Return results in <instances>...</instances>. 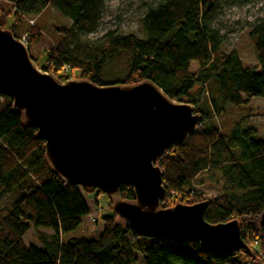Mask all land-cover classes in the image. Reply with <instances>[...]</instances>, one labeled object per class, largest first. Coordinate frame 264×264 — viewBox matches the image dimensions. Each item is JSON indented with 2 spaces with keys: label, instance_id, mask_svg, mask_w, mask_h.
Returning <instances> with one entry per match:
<instances>
[{
  "label": "trees",
  "instance_id": "obj_1",
  "mask_svg": "<svg viewBox=\"0 0 264 264\" xmlns=\"http://www.w3.org/2000/svg\"><path fill=\"white\" fill-rule=\"evenodd\" d=\"M110 1L0 0V28L11 16L7 31L18 40L26 35L29 52L40 37L36 22L47 9L70 19L69 29L55 28L62 39L55 41L40 68L61 82L73 73L97 86L151 82L169 99L192 105L203 118L208 113L198 107L196 87L205 88L210 109L217 113L225 106L264 99V17L253 24L242 51L225 53L213 24L227 0H155L141 19L142 37L107 31L81 46L80 39L100 27ZM64 67L68 72H62ZM110 78L118 81L105 82ZM35 133L12 110L11 100L0 96V202L11 199L9 207L0 208V264H133L136 253L143 264H264V227L259 225L264 140L254 138V129L224 139L217 127L203 123L184 146H172L159 159L167 190L161 208L207 202L205 221L237 220L252 257L209 254L193 242L174 245L140 237L112 213L102 217L96 238L68 237L89 214V192L51 170ZM119 198L133 202V188L121 186ZM32 229L51 233L36 231L38 245L26 246L23 238Z\"/></svg>",
  "mask_w": 264,
  "mask_h": 264
},
{
  "label": "water",
  "instance_id": "obj_2",
  "mask_svg": "<svg viewBox=\"0 0 264 264\" xmlns=\"http://www.w3.org/2000/svg\"><path fill=\"white\" fill-rule=\"evenodd\" d=\"M0 96L36 130L51 170L71 186L106 195L112 214L138 236L197 243L209 254L253 256L237 220L205 221L207 202L161 208L167 190L159 159L198 132L203 117L192 105L169 99L151 82H61L38 69L27 47L1 28ZM121 186L133 188V202L119 198Z\"/></svg>",
  "mask_w": 264,
  "mask_h": 264
},
{
  "label": "rangeland",
  "instance_id": "obj_3",
  "mask_svg": "<svg viewBox=\"0 0 264 264\" xmlns=\"http://www.w3.org/2000/svg\"><path fill=\"white\" fill-rule=\"evenodd\" d=\"M154 2L155 0H114L107 2L100 27L96 32L82 37L80 45L84 47L94 43L107 31H117L121 34H133L142 37L141 19L146 10L154 5ZM263 17L264 0H247L245 2L227 0L213 24L214 28L218 29L223 41L221 50L225 53L242 51L253 24ZM28 21L30 24L32 20ZM12 22L11 16L6 17L3 29L8 30ZM36 23L40 27V37L31 44L29 53L34 59L36 67L40 69L45 56L49 54L55 41L62 39V35L54 31L55 28L69 29L72 22L56 9L49 8ZM24 30L25 26L21 27L18 35H21ZM68 77L69 80H80L78 73H73ZM116 81L118 79L110 78L105 82ZM208 90L210 91V87L207 88ZM193 96L198 102V107L208 113L204 116L202 124L206 123L209 126L217 127L224 135V139L230 137L234 132L254 129L256 132L254 138L264 140V99L253 98L245 105L225 106L217 113L210 109L209 95L205 88L202 90L200 87H196ZM185 102L187 101L185 100ZM85 202L89 208V214L81 219L79 228L70 233L68 237L96 238L103 227L102 217L112 213L110 206L113 202L109 201L108 197L102 193L87 194ZM10 205V198L0 202V208H6ZM36 231L51 233L50 230L45 229L30 230L23 238L26 246L38 245ZM133 264H143L142 258L137 253L134 254Z\"/></svg>",
  "mask_w": 264,
  "mask_h": 264
},
{
  "label": "built area",
  "instance_id": "obj_4",
  "mask_svg": "<svg viewBox=\"0 0 264 264\" xmlns=\"http://www.w3.org/2000/svg\"><path fill=\"white\" fill-rule=\"evenodd\" d=\"M31 24H32V22H30ZM25 46L27 45V37H26V35H22V37L19 39ZM62 72L63 73H66V72H68V68L67 67H64L63 69H62Z\"/></svg>",
  "mask_w": 264,
  "mask_h": 264
}]
</instances>
